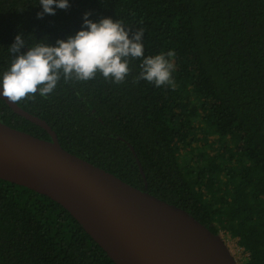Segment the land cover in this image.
I'll return each mask as SVG.
<instances>
[{
    "label": "trees",
    "instance_id": "16d2710c",
    "mask_svg": "<svg viewBox=\"0 0 264 264\" xmlns=\"http://www.w3.org/2000/svg\"><path fill=\"white\" fill-rule=\"evenodd\" d=\"M38 19L39 0H0V76L17 35L55 45L85 13L143 29L145 57L174 50L175 87L97 75L16 102L63 149L237 239L264 264V0H69ZM31 37V38H29ZM24 48L22 51L26 52ZM0 122L51 140L0 98ZM0 264H115L61 205L0 179Z\"/></svg>",
    "mask_w": 264,
    "mask_h": 264
},
{
    "label": "water",
    "instance_id": "95a60500",
    "mask_svg": "<svg viewBox=\"0 0 264 264\" xmlns=\"http://www.w3.org/2000/svg\"><path fill=\"white\" fill-rule=\"evenodd\" d=\"M0 98L51 138L0 122V179L61 205L115 264H237L220 235L188 211L69 153L45 120Z\"/></svg>",
    "mask_w": 264,
    "mask_h": 264
},
{
    "label": "clouds",
    "instance_id": "9594fccd",
    "mask_svg": "<svg viewBox=\"0 0 264 264\" xmlns=\"http://www.w3.org/2000/svg\"><path fill=\"white\" fill-rule=\"evenodd\" d=\"M39 4L43 10L37 14L38 19L55 15L57 8L70 7L69 0H39ZM91 15L85 13L82 30L66 40H57L54 46L46 41L29 45L23 34L17 35L8 49L12 56L10 66L0 76V95L13 103L35 100L37 95L48 98L62 79L65 84L87 82L97 75L123 84L131 73L130 62L135 59L141 63L134 83L143 80L158 88L175 87L174 50L145 57L143 29L133 32L122 21L111 18L94 22L89 19ZM24 48L28 50L22 51Z\"/></svg>",
    "mask_w": 264,
    "mask_h": 264
},
{
    "label": "rangeland",
    "instance_id": "374dc122",
    "mask_svg": "<svg viewBox=\"0 0 264 264\" xmlns=\"http://www.w3.org/2000/svg\"><path fill=\"white\" fill-rule=\"evenodd\" d=\"M220 237L226 243L231 255L235 259L237 264H244L246 257L248 256L247 253L244 252L243 248H241L237 244V239H232L230 235L225 234L223 232L219 233Z\"/></svg>",
    "mask_w": 264,
    "mask_h": 264
}]
</instances>
